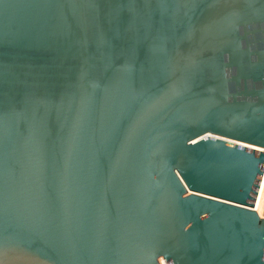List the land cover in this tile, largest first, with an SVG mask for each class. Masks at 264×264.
<instances>
[{
    "label": "water",
    "instance_id": "water-1",
    "mask_svg": "<svg viewBox=\"0 0 264 264\" xmlns=\"http://www.w3.org/2000/svg\"><path fill=\"white\" fill-rule=\"evenodd\" d=\"M264 0H0V264H264Z\"/></svg>",
    "mask_w": 264,
    "mask_h": 264
},
{
    "label": "built area",
    "instance_id": "built-area-1",
    "mask_svg": "<svg viewBox=\"0 0 264 264\" xmlns=\"http://www.w3.org/2000/svg\"><path fill=\"white\" fill-rule=\"evenodd\" d=\"M258 207L261 217L264 219V195L255 193L252 210L257 214L256 208ZM258 216V215H257Z\"/></svg>",
    "mask_w": 264,
    "mask_h": 264
},
{
    "label": "bare ground",
    "instance_id": "bare-ground-1",
    "mask_svg": "<svg viewBox=\"0 0 264 264\" xmlns=\"http://www.w3.org/2000/svg\"><path fill=\"white\" fill-rule=\"evenodd\" d=\"M256 211H257L258 217H261V214H260L258 207L256 208ZM159 264H165V263L163 261L159 260Z\"/></svg>",
    "mask_w": 264,
    "mask_h": 264
}]
</instances>
